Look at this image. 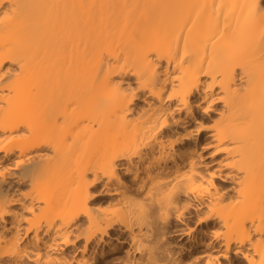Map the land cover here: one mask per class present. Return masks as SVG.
Instances as JSON below:
<instances>
[{
    "label": "bare ground",
    "instance_id": "obj_1",
    "mask_svg": "<svg viewBox=\"0 0 264 264\" xmlns=\"http://www.w3.org/2000/svg\"><path fill=\"white\" fill-rule=\"evenodd\" d=\"M261 256L264 0L0 2V264Z\"/></svg>",
    "mask_w": 264,
    "mask_h": 264
},
{
    "label": "snow or ice",
    "instance_id": "obj_2",
    "mask_svg": "<svg viewBox=\"0 0 264 264\" xmlns=\"http://www.w3.org/2000/svg\"><path fill=\"white\" fill-rule=\"evenodd\" d=\"M0 2H2V0H0ZM251 7H252V8H258L259 5L254 3L253 5H251ZM133 91H134V90H133ZM152 95H153V96H156L157 93L153 92ZM163 95H164L165 97H167L168 100H172V96H171L169 93L165 92ZM162 100H163V97L161 98V102H162ZM184 111H188V109L185 107V108H184ZM204 111L206 112L207 109L205 108ZM189 117L193 120V122H195V117H194V115H193L191 112H189ZM14 167H18V165H14ZM193 191H194V190H193ZM195 223H197V224L203 223V218H199V219H197V220L195 221ZM217 235H219V234H217ZM251 239H252V238L246 237L245 240H243V241L237 240V241L235 242V244H236V252H237V255H241V254H242L241 251H240V245H241V244H245V245L250 244V243H251ZM246 259H247V258H246ZM225 264H227V261H225ZM250 264H256V262H250ZM258 264H264V256H261V258H260L259 261H258Z\"/></svg>",
    "mask_w": 264,
    "mask_h": 264
}]
</instances>
